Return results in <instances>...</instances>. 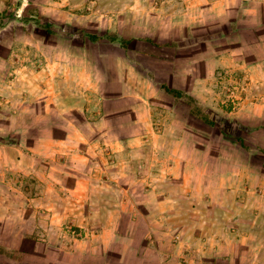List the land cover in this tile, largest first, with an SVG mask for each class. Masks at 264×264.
<instances>
[{"label":"rangeland","instance_id":"obj_1","mask_svg":"<svg viewBox=\"0 0 264 264\" xmlns=\"http://www.w3.org/2000/svg\"><path fill=\"white\" fill-rule=\"evenodd\" d=\"M263 1L0 0V15L9 11L0 19V264L43 263L46 237L33 228L42 215L24 204L38 205L43 175L70 170L62 157L43 163L25 156L15 166L14 149L34 153L47 125L56 129L50 135L65 136L59 113L82 111L86 97L117 96L114 77L120 72L127 81V60L130 79L158 100L154 123L162 131L152 137H160L158 148L129 152L133 174L120 186L145 193L137 203L163 206V215H149L165 221L157 235L217 238L228 251L238 238L240 264H264V76L247 65L264 60V22L261 29L254 21L256 31L252 24L264 19ZM221 58L225 66H217ZM187 139L190 147L173 144ZM172 164L178 178H165ZM173 205L181 212L167 210ZM58 232L66 248L84 235L70 224Z\"/></svg>","mask_w":264,"mask_h":264},{"label":"crops","instance_id":"obj_2","mask_svg":"<svg viewBox=\"0 0 264 264\" xmlns=\"http://www.w3.org/2000/svg\"><path fill=\"white\" fill-rule=\"evenodd\" d=\"M220 1L224 3L226 0ZM254 18L253 30L258 29L254 23L256 20L262 29L263 16ZM225 63L226 58H221L217 66H225ZM125 64L117 62L115 67L124 68ZM247 65L264 76V60L256 65ZM132 66V62L127 60V81L122 79L120 72L114 77L120 86L117 96L90 95L86 97V107L82 111L74 105L76 108L59 113L66 115L63 128L65 136L50 135L49 132L56 129L47 125L40 129L43 134L37 138L36 148L32 149L34 153L22 154L19 149L9 147L16 152L11 161L15 166H21L25 156L41 159L43 163L48 158L51 160L62 157L64 161L68 159L66 166L70 170L49 172L47 177L43 175L48 185L46 184L40 196L38 194V205L24 204L34 213L42 215L33 225V228H42L41 237H46L42 241V264H50L51 258H57V264H227L233 260L237 261L236 264H240L239 261L244 262L243 254L238 252L236 247L243 240L238 238L231 241L236 245L235 250L228 251L227 242L224 244L217 238H208L213 245L208 246L207 240L194 236L183 238L177 235L169 239L162 234L157 235V229L162 227L165 221L158 218L153 220L149 215H163L166 211L163 206L137 203L136 197L145 193L120 186V181L133 174L127 170L134 160L129 158L130 153L134 149L158 148L160 137L156 138L157 141L152 137L154 132L162 131L155 127L154 123L157 113L153 105L158 104V100L152 102L153 98L150 99L143 90V87L146 89L143 82L130 79L133 74L130 71ZM131 77L134 79V76ZM177 81L181 80L177 78ZM189 94L194 96V93ZM111 101H115L112 103L114 110L106 107ZM120 106L125 108L115 109ZM52 112L55 111L52 109ZM46 114L51 113L47 111ZM124 132L127 133L126 136L122 135ZM173 144L175 147L180 144L190 147V140H176ZM47 146L54 148L46 150ZM125 150L127 157L123 154ZM91 152L94 156L90 155ZM178 166L172 164L169 168L171 173L167 172L165 178L171 179L169 174L178 178ZM154 176L164 177L162 173H156ZM67 182L71 184L70 187L65 186ZM16 192L18 191L14 190L15 196ZM167 210L181 212L178 205H173ZM172 220L175 226H180V223H187L189 228L195 226L190 220ZM66 224L84 233L83 237L74 239L70 248L59 246L60 243L66 245L61 241V234L58 232L60 227ZM197 244L204 246L199 250ZM32 256H35L33 252Z\"/></svg>","mask_w":264,"mask_h":264},{"label":"trees","instance_id":"obj_3","mask_svg":"<svg viewBox=\"0 0 264 264\" xmlns=\"http://www.w3.org/2000/svg\"><path fill=\"white\" fill-rule=\"evenodd\" d=\"M11 8L14 9L15 7L12 5ZM13 9H12V10H13ZM8 12H9V11H6V12H4L3 14H1V15H0V19L3 18V17H5V16H7V15H8ZM12 12H13V11H12ZM51 26H52L51 24H48V25H46L45 28H46L48 31H50ZM90 38H91L92 41H99V40H101L99 37H97V36H95V35H91ZM204 121H205V122H209L206 118L204 119Z\"/></svg>","mask_w":264,"mask_h":264}]
</instances>
